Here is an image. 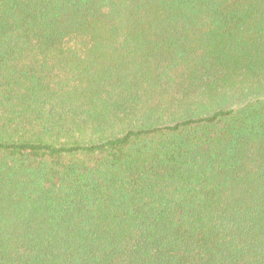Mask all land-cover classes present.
<instances>
[{"label":"trees","instance_id":"1","mask_svg":"<svg viewBox=\"0 0 264 264\" xmlns=\"http://www.w3.org/2000/svg\"><path fill=\"white\" fill-rule=\"evenodd\" d=\"M0 264H264V0H0Z\"/></svg>","mask_w":264,"mask_h":264}]
</instances>
